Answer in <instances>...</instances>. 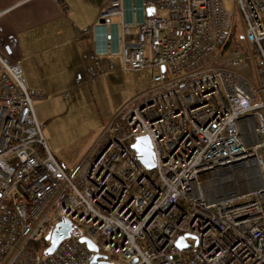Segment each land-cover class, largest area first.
Here are the masks:
<instances>
[{
	"label": "built area",
	"instance_id": "1",
	"mask_svg": "<svg viewBox=\"0 0 264 264\" xmlns=\"http://www.w3.org/2000/svg\"><path fill=\"white\" fill-rule=\"evenodd\" d=\"M99 20L96 58L155 74L72 172L42 136V96L0 56V264H264V0H104ZM144 136L151 170L131 148Z\"/></svg>",
	"mask_w": 264,
	"mask_h": 264
},
{
	"label": "crops",
	"instance_id": "2",
	"mask_svg": "<svg viewBox=\"0 0 264 264\" xmlns=\"http://www.w3.org/2000/svg\"><path fill=\"white\" fill-rule=\"evenodd\" d=\"M103 3L0 0V56L19 66L28 92L42 94L38 101L55 95L61 104L62 96L72 95L73 102L81 96L90 104L103 83L115 80L118 72L149 71L152 82V69L124 71L120 56L96 58L94 27L100 22Z\"/></svg>",
	"mask_w": 264,
	"mask_h": 264
},
{
	"label": "rangeland",
	"instance_id": "3",
	"mask_svg": "<svg viewBox=\"0 0 264 264\" xmlns=\"http://www.w3.org/2000/svg\"><path fill=\"white\" fill-rule=\"evenodd\" d=\"M223 3L227 10L233 11V0H223ZM240 43L241 47L237 49L243 52L240 56L243 59L240 69L244 76L252 79L253 74L245 57L246 49L241 50L242 40ZM234 49L230 48L231 51ZM230 56L223 58L227 61ZM151 76L149 71L135 75L118 72L115 80L103 83L104 88L102 86L98 96L95 93L90 104L81 96L77 102H73L72 95L62 96L61 104H58L55 95L34 102L46 146L67 172L76 168L117 114L145 92L150 86Z\"/></svg>",
	"mask_w": 264,
	"mask_h": 264
},
{
	"label": "water",
	"instance_id": "4",
	"mask_svg": "<svg viewBox=\"0 0 264 264\" xmlns=\"http://www.w3.org/2000/svg\"><path fill=\"white\" fill-rule=\"evenodd\" d=\"M151 13V10H148V14ZM162 71L164 68L161 69ZM132 150L136 152L137 156L139 157L140 162L142 165L147 169L151 170L154 167L153 159H152V151L150 149V142L148 137H140L138 138L135 143L132 145ZM73 232L72 223L68 220H64L59 222L51 234L47 235L45 237V241L48 244L47 248L44 251V255H51L53 252H55L60 243L68 239ZM185 237L178 238L176 244L180 250H185L188 248V245L185 242ZM79 242L83 245H85V248L89 252L97 253L98 249L97 246L93 245L88 239L81 238L79 239ZM101 259V256L98 254H95L91 258L90 264H108L107 262L99 261Z\"/></svg>",
	"mask_w": 264,
	"mask_h": 264
},
{
	"label": "trees",
	"instance_id": "5",
	"mask_svg": "<svg viewBox=\"0 0 264 264\" xmlns=\"http://www.w3.org/2000/svg\"><path fill=\"white\" fill-rule=\"evenodd\" d=\"M233 38H236V34H235V33L233 34ZM47 246H48V245H47V243H46V247H47Z\"/></svg>",
	"mask_w": 264,
	"mask_h": 264
}]
</instances>
